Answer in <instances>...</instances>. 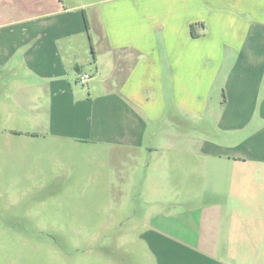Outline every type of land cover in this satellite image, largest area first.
<instances>
[{
    "label": "crops",
    "instance_id": "obj_1",
    "mask_svg": "<svg viewBox=\"0 0 264 264\" xmlns=\"http://www.w3.org/2000/svg\"><path fill=\"white\" fill-rule=\"evenodd\" d=\"M84 1L0 7L14 134L127 161L139 262L260 264L264 0Z\"/></svg>",
    "mask_w": 264,
    "mask_h": 264
},
{
    "label": "rangeland",
    "instance_id": "obj_2",
    "mask_svg": "<svg viewBox=\"0 0 264 264\" xmlns=\"http://www.w3.org/2000/svg\"><path fill=\"white\" fill-rule=\"evenodd\" d=\"M27 1L0 0V7L22 10ZM12 85L20 83L0 77V264H143L133 234L142 228L140 209L127 207V196L139 192L119 185L127 161H115L105 146L14 134L22 113L5 91Z\"/></svg>",
    "mask_w": 264,
    "mask_h": 264
},
{
    "label": "built area",
    "instance_id": "obj_3",
    "mask_svg": "<svg viewBox=\"0 0 264 264\" xmlns=\"http://www.w3.org/2000/svg\"><path fill=\"white\" fill-rule=\"evenodd\" d=\"M88 79H89V74H88V73H81V74H79L78 81H79L81 84L86 83V81H87Z\"/></svg>",
    "mask_w": 264,
    "mask_h": 264
}]
</instances>
